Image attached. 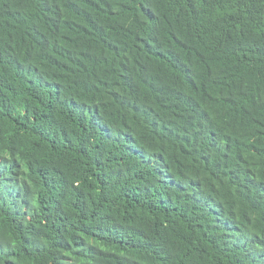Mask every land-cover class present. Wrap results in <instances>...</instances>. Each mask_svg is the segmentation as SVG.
Listing matches in <instances>:
<instances>
[{"label":"trees","instance_id":"1","mask_svg":"<svg viewBox=\"0 0 264 264\" xmlns=\"http://www.w3.org/2000/svg\"><path fill=\"white\" fill-rule=\"evenodd\" d=\"M0 264H264V0H0Z\"/></svg>","mask_w":264,"mask_h":264}]
</instances>
